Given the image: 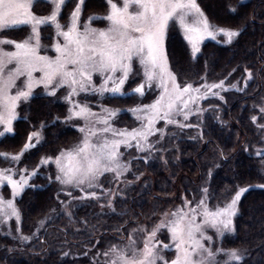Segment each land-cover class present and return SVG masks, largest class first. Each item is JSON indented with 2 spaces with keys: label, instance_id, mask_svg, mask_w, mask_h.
Returning a JSON list of instances; mask_svg holds the SVG:
<instances>
[{
  "label": "snow or ice",
  "instance_id": "1",
  "mask_svg": "<svg viewBox=\"0 0 264 264\" xmlns=\"http://www.w3.org/2000/svg\"><path fill=\"white\" fill-rule=\"evenodd\" d=\"M40 2L0 0V127L3 129L0 138L13 133L17 109L21 103L28 102L40 86L48 97H56L61 89L67 90L64 99L70 107L65 122L83 121L78 128L81 138L54 156L41 157L32 171L12 167L0 169V186L10 185L12 196L5 199L0 195V223H6L12 217L20 222L21 212L15 198L31 187L29 180L38 175L39 168L52 165L55 166V174L48 179H54L61 186L60 191L66 198L76 203H99L105 199L106 204L100 206L114 211V198L123 190L104 188L101 178L111 174L117 184L122 179L126 185L133 183L126 179V174L131 172L132 161L123 158L125 152L121 151L122 147L143 153L137 159L147 162L152 153L158 151L157 144L164 139L168 125L180 129L194 127L188 123L189 117L195 115L200 119L206 111L200 106V101L209 97L223 101L225 97L221 93L244 91L238 83L226 84L227 77L218 82H209L207 75L201 76L199 83L180 81L179 74L170 66L165 47L170 26L178 24L183 30L193 59L200 52L205 38L217 40L223 37V42L230 45L244 31L243 27L233 29L213 24L197 0H106V14L90 15L83 23L81 15L85 0H76L66 23H61L62 9L67 8L71 0H44L50 5L47 15L34 12L35 5ZM229 10L237 12L236 7L229 6ZM95 20L106 21V27H93ZM22 26L28 29L26 36L9 38L10 32L23 31ZM42 26H50L54 30V37H50L54 42L50 46L42 43ZM49 48L54 50V56L47 54ZM136 64L142 70L143 79L130 92H125V84L133 75ZM244 71L247 73V87L253 73L248 68ZM37 72L40 73L38 77L34 75ZM21 77L24 78L23 83L18 86L17 81ZM153 88L158 95L151 103H140L128 109L139 122L138 126L130 129L115 126L122 109L101 104L100 111L95 112L87 102L75 99L81 93L100 97L138 95L142 98ZM253 107H259L264 118V102ZM215 118L220 120L219 115ZM251 120L255 124L257 117L252 116ZM159 121H164V128L157 127ZM46 127L41 122L28 134L20 152L0 153V157L10 164H18L25 153L41 143ZM257 127L264 132V124H257ZM157 134L158 139L153 140ZM200 135L202 138L203 134ZM220 155H224L222 151ZM256 155L264 156V152L258 150ZM17 172L19 179H14ZM211 174L210 169L208 176ZM253 187L264 188V184L237 187L234 194L210 206L214 197L206 182L199 190L198 199L196 196L191 199L184 197L181 205L163 212L151 227L132 228L126 243L110 244L102 253L106 258L105 264H245L247 249L217 246L213 235L208 233L213 232L217 238L235 233L234 219L239 215L242 197ZM74 192L80 194L74 195ZM71 206L69 203L65 208L68 216L73 215L69 211ZM44 224V220L39 221L41 228ZM161 236L168 242L165 243ZM31 238L20 236L22 241Z\"/></svg>",
  "mask_w": 264,
  "mask_h": 264
},
{
  "label": "trees",
  "instance_id": "2",
  "mask_svg": "<svg viewBox=\"0 0 264 264\" xmlns=\"http://www.w3.org/2000/svg\"><path fill=\"white\" fill-rule=\"evenodd\" d=\"M91 2L99 8L103 3L102 0ZM197 2L213 24L233 29L243 27L244 31L230 45L220 39L204 41L193 59L179 30L170 26L165 47L178 79L199 83V78L207 75L212 82L225 78L233 69L236 71L232 77H241L248 68L258 83L255 78L244 91L223 93V101L209 100L212 113L204 119L200 132L203 137L195 130L177 131L172 138L177 141V152L165 164H149L143 179L146 184L126 201L115 202L114 211H101L92 202H84L72 209L73 219L68 221L60 212L64 196L59 185L48 179L54 177L53 168H49L48 176L36 175L30 180L31 187L16 199L21 212V231L30 235L39 221L44 220L45 224L39 237L29 243L12 239L0 228V264H87L89 261L84 256L62 255L63 249L67 248L69 253L83 247L105 250L120 238L123 229L141 223L161 202L171 206L180 204L184 197L196 196L209 169L212 174L207 186L214 202H222L237 187L264 184V156L256 155L262 145L257 127L262 118L257 107H253L258 105L264 86V0H245L243 4L240 0ZM229 6L236 7L237 12H231ZM152 98V94L147 99L114 97L107 98L105 104L132 108L149 103ZM21 114L23 117L14 122L13 133L0 139V152H19L28 134L41 122L47 127L43 141L25 153L19 165L34 167L42 156H53L79 139V131L65 122L66 107L61 101L39 94L22 107ZM217 115L220 120L215 118ZM252 116H257L255 124ZM125 117L131 123L132 117L128 114ZM239 208L234 219L236 231L225 235L221 244L224 248L247 249L245 264H264V188H250Z\"/></svg>",
  "mask_w": 264,
  "mask_h": 264
},
{
  "label": "rangeland",
  "instance_id": "3",
  "mask_svg": "<svg viewBox=\"0 0 264 264\" xmlns=\"http://www.w3.org/2000/svg\"><path fill=\"white\" fill-rule=\"evenodd\" d=\"M102 1H103V3L101 4V8H99V7H94L95 6L94 5L95 3H92L91 0H85V5L83 7V11H82V15H81V22L82 23L84 21H86L87 18L90 15L97 14L99 16H103L104 14H106V12H107L106 0H102ZM243 1H245V0H243ZM75 2H76V0H71L69 6L67 8L62 9L63 19H61V23H66L67 22L68 15L70 14L71 10L74 8ZM33 10H34V12L37 15H47L49 13V11H50V5L47 4V3H45L44 0H41L40 3H38V4L35 5V7H34ZM106 25H107V22L106 21H102V20H95V21L92 22V26L93 27H97V28H103V27H106ZM174 26H175V28H177L179 30V32L181 33L182 37L184 38L183 30L180 29L179 25L176 24ZM22 27L24 28L23 31L10 32L8 34L9 35V38L20 39V38H23L24 36H26L28 34V29H27L26 26H22ZM50 37H54V30L50 26H42V43L45 46H50L54 42V40L52 38H50ZM209 39L210 40H213L211 38H205L204 41L209 40ZM218 39H220V40L223 41L224 38L223 37H218L217 40ZM184 40L188 43V41L185 38H184ZM189 48L191 50L190 45H189ZM42 54H44L43 53V50H42ZM47 54L48 55H51V56H54L55 55V52H54V50H52L51 48H49L48 51H47ZM9 67H12V66H9ZM229 73H231L230 76H229ZM229 73L225 76V77H227L226 84H228V83H238V86L240 88H243V89L246 88L245 87V78L247 77V73L246 72H244V74L241 77H232L233 71H230ZM34 75L38 77L40 75V73L37 72V73H34ZM262 76L264 77V71L262 73ZM231 77H232V79H231ZM255 78H256V83H258L257 77L255 76V74H253V79H255ZM23 79L24 78L21 77L20 80L17 81L18 86L19 85H22ZM142 79H143L142 70L140 69L139 65L136 64L134 66L133 75L130 77L129 81L126 82V84H125L124 91L125 92H130L133 88H135L137 86V84H139L141 82ZM221 79H224V78H221ZM253 79L250 80V81H248L247 87H249L250 82L252 83ZM218 81L219 80H217L216 82H218ZM96 82H97V84L99 83V78L98 77L96 78ZM256 89H257V86H256L255 90ZM13 91H15V90H13ZM66 92H67L66 89H61V90L58 91L56 97H51V98H53V99H55L57 101H61V102H63L65 104V107H66V115H65V117L68 115V109L70 107V105L64 99V96L66 95ZM39 94L46 95L44 93V90H43V87L42 86L37 87L34 90V95L33 96H38ZM146 94H148V96ZM149 94H152V97H153L152 98V101H153L156 98V96L158 95V91L155 90V88H153V90H151V91H146L144 97H142V98L143 99L149 98ZM221 94L223 95V93H221ZM116 97L117 98H123V99H131V97H136V98L142 99L138 95H133V96H116ZM107 98H110L111 99V98H114V97H111V96H108V95H106L105 97H100L98 95H93V94H90V93L89 94L81 93V95L79 97H76L75 99H78L81 103L87 102L89 104V106L92 108L93 111L99 112L100 111V105L101 104L107 106L105 104ZM262 98H264V86H263V90L261 92V95L259 96V100H258V103H257L258 105H261V103L264 102V101H262ZM211 99H218V98H216V97H209L208 100H202V101H200V106L203 109L206 110L205 112H203V114H202V116H201L200 119H198L197 116H195V115L189 117L188 123L194 125V127L180 129V128L174 126V125H168L167 128H165V137H164V139L161 140L159 144H157L158 151L153 152L152 155H151V157L147 160V162H145V160H143V159H137V157H141L144 154L137 152L134 148L127 149V150H125L123 147L121 148V151L122 152H125V155H124L123 158L125 160H131L132 161L131 172L128 173V174H126V179H127V181H132L133 183H131L130 185H126L123 182V179H122V181L119 184H117L113 180L111 174H106L105 177H102L101 178V182H102L104 188H106V189L110 188V189H113V190H123L120 194H118L114 198V201H113V208H114V210H115V202H117V201H126L127 198H129L131 195H133L134 193L137 192V188L141 187L142 184L143 185L146 184V183L143 182V179L147 175V173H146L147 171L146 170H147V166L149 164H153V163H156V162H161V163L165 164V163H167V161L169 159H171L172 154L174 152L175 153L177 152V146H178V144L176 143L177 141H175L174 139H172L173 136L176 134L177 131L180 132L181 130H184V131H186V130H195L196 132H198L200 134L202 125H204L203 123H204L205 117L208 116V115H211V113H212V106L208 104V101L211 100ZM151 102H149V103H151ZM26 103L27 102L21 103L20 106H19V108L17 109V111H18L17 119H19L20 117H23L22 114H21V110H22V107ZM145 104H147V103H145ZM107 107H109V108H120V109L123 110L119 114L118 118L115 120V126L116 127H118V128H125V127H127V128L130 129L132 127L138 126L139 122L136 120V118L133 115V113L130 112V111H128V109H130V108H126L125 106H114V107L107 106ZM257 109L259 111V107H257ZM127 114L132 117L131 123H130V121H125V119H126L125 115H127ZM261 118H262V114H261ZM178 119H182V118H178ZM14 122H13V125H14ZM126 122L128 124H125ZM66 123L68 125H70L71 127H73V128H75V129L78 130L79 126H81L83 124V121L73 120V121L66 122ZM259 124H264V118H262V121ZM195 125H199V127H195ZM157 127L158 128H164V121H159L157 123ZM2 130H3L2 127H0V131H2ZM10 134H12V133H10ZM6 135H9V134H6ZM261 135H262V137H261V139H262V145L257 149V151L259 150V151L264 152V132H261ZM158 137H159V134H157V137H154L153 140L158 139ZM80 138H81V133L79 132V139ZM79 139H78V141H79ZM77 142H75V143H77ZM72 145H70V146H72ZM0 153H7V152H0ZM9 154H16V153H9ZM42 157H44V156H42ZM22 158H21V160H22ZM39 161H38V163L34 167H30V166H27L26 164H20L19 165L20 162L18 164H10L8 161H5L2 157H0V169L12 167V168L17 169V170L18 169L27 168L28 171H32L34 168L37 167V165L39 164ZM50 167L53 168V172L55 174V166L54 165H52V166H43V167L39 168L38 169V174H41L43 176H48V171H49V168ZM209 170H208V172H209ZM208 172H207L206 178L204 180V183H203V185L201 187L205 186L206 182L208 183V181H209L210 176H208ZM211 172H212V170H211ZM137 176L139 177V179H136ZM34 177L35 176H33L31 179H33ZM14 179H19V173L18 172L14 176ZM30 180H29V184H30ZM60 188H61V186L59 185V192L61 193V195L64 196V199L62 201H66L65 204H61L60 212L62 214H65V216H66V218H67L68 221H72L73 215L72 216H68L65 213V208H67L68 207V204L71 203L72 206H71V208H69V211L72 212V209L75 206H77L78 204H80V203L72 202L70 200V198H66L65 197V194L60 191ZM199 190H198V194L196 195V198L197 199L199 198ZM79 194L80 193H78V192H74V195H79ZM0 195H2L5 199L12 198V196H11V186L10 185H7L6 183H5V185L0 186ZM18 197H16L15 200L18 199ZM159 200H164V198L159 199ZM85 202H92V204L95 205L96 207H98V209L101 210V211H111V210H113V209L108 208L107 206H105L103 208L100 206L101 204H106V200L105 199H101L99 201V203H97L95 201H85ZM181 203L180 204L171 205V206H165L166 203L164 204V202H161L160 204H158L156 206L155 209H153L145 217V219L141 223L136 224L134 226H130L129 228L123 229V231H121L122 234L120 232V234H121L120 235V238H118L112 244H124V243H126L127 242V236L129 234V231L132 228H136V227L142 226V225L143 226L151 227L153 224H155V223H157L159 221V219L161 217V214L163 212H165V211H172L178 205H181ZM217 203H219V202H214V201L210 200V206L211 205H215ZM0 228L2 229V231H3L4 234L8 235L9 237H11L14 240H17V241L22 242V243H29L31 241H34L36 238L39 237L40 230H41V227L38 224V227L35 228V230L33 231L32 234H30V235L24 234L21 231L20 222L17 223V221L15 220V217L10 218L6 223H0ZM17 229H19V231H17ZM208 234L209 235H213V238L216 241V245L217 246H222L221 242H222V239L223 238H217V237H215L214 234H213V232H211V231H209ZM227 234H229V233H226L225 235H227ZM21 235H23V236H31L32 238L30 240H27V241H22L20 239V236ZM160 238L165 243L168 242L164 238V236H161ZM109 245L110 244H108V246ZM85 248L84 247L81 248V249L79 248L80 250L79 249H78V251L77 250H74L76 252H71V253H69V250L67 248H64L63 250H65L64 253H68V255H70V258H72V257H80L81 258V257L84 256V258L89 261L87 264H105L106 258L103 256L102 253L107 248L105 250H102V251L97 250L95 248H91V249L90 248L88 249V247H85ZM85 253H87V254L85 255ZM97 253H100V255L97 256Z\"/></svg>",
  "mask_w": 264,
  "mask_h": 264
}]
</instances>
